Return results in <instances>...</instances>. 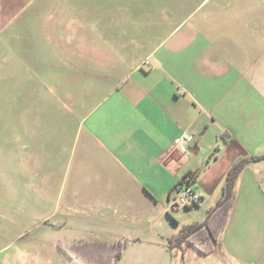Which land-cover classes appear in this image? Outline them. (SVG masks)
<instances>
[{
  "label": "crops",
  "instance_id": "crops-1",
  "mask_svg": "<svg viewBox=\"0 0 264 264\" xmlns=\"http://www.w3.org/2000/svg\"><path fill=\"white\" fill-rule=\"evenodd\" d=\"M6 98L18 240L0 264H74L59 244L90 255L119 240L115 264L184 256L169 238L204 220L239 160L209 254L264 264V0H0ZM182 135L187 154L173 149ZM190 172L201 199L172 209Z\"/></svg>",
  "mask_w": 264,
  "mask_h": 264
},
{
  "label": "trees",
  "instance_id": "trees-1",
  "mask_svg": "<svg viewBox=\"0 0 264 264\" xmlns=\"http://www.w3.org/2000/svg\"><path fill=\"white\" fill-rule=\"evenodd\" d=\"M246 163V160H239L229 168L221 186L220 197L208 208L204 220L185 225L178 235L170 237V250L182 248L183 244H187L206 255L215 249L220 234L228 223L237 177ZM90 244L94 245L91 247L93 254L90 255L77 244L68 247L59 244V247L72 257L74 264H115L128 241L119 240L111 244L98 241Z\"/></svg>",
  "mask_w": 264,
  "mask_h": 264
},
{
  "label": "rangeland",
  "instance_id": "rangeland-1",
  "mask_svg": "<svg viewBox=\"0 0 264 264\" xmlns=\"http://www.w3.org/2000/svg\"><path fill=\"white\" fill-rule=\"evenodd\" d=\"M7 109L8 105L6 98L5 101L0 103V111L5 112ZM7 176V168L0 167V248L6 246L0 250V258L5 257L10 252V247L18 240L15 238L18 234V225H16L17 223H14V220L17 217L12 216L10 213V184L8 183ZM17 184L15 185V188H13V192L15 190L19 193L18 191L24 189V187L21 184L19 187ZM32 219L34 220V218ZM40 229L41 228H34L31 233H29L28 237L37 234ZM215 255L201 254L194 247L189 245L188 251L185 252L184 256L179 254L177 257L174 256L171 261L168 259L167 263L164 264H256L251 258H241L243 260H240L238 258L234 259L225 256L224 259L221 258L218 260Z\"/></svg>",
  "mask_w": 264,
  "mask_h": 264
},
{
  "label": "built area",
  "instance_id": "built-area-1",
  "mask_svg": "<svg viewBox=\"0 0 264 264\" xmlns=\"http://www.w3.org/2000/svg\"><path fill=\"white\" fill-rule=\"evenodd\" d=\"M144 65L148 64L146 60ZM190 139L187 135H182L173 144V149L181 150L184 154H187V149L183 146V143ZM196 174L190 172L180 177L173 187V193L170 197V206L172 209L193 207L200 201V195L195 188Z\"/></svg>",
  "mask_w": 264,
  "mask_h": 264
}]
</instances>
